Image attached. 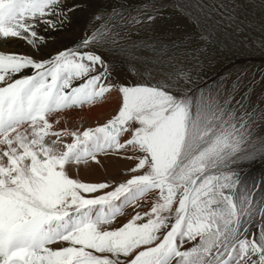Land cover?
<instances>
[{"label":"snow or ice","instance_id":"6c2138e0","mask_svg":"<svg viewBox=\"0 0 264 264\" xmlns=\"http://www.w3.org/2000/svg\"><path fill=\"white\" fill-rule=\"evenodd\" d=\"M244 2L0 0V264H264V91L203 83ZM77 10L83 37L43 52ZM174 19L191 31L156 32ZM106 158L127 178H79Z\"/></svg>","mask_w":264,"mask_h":264},{"label":"rangeland","instance_id":"374dc122","mask_svg":"<svg viewBox=\"0 0 264 264\" xmlns=\"http://www.w3.org/2000/svg\"><path fill=\"white\" fill-rule=\"evenodd\" d=\"M67 2L71 4L73 0H67ZM239 16L238 25L240 31L230 34V38L225 37L224 39L227 40L226 44L221 43L210 50L213 61L211 66L205 69L206 76L203 83H206L207 87H213L221 77L231 76L235 79L237 75H242L245 82H249L255 77L258 82L255 88V95H258L264 91V79L261 78L264 76V47H261L259 44L253 46L252 42L264 39V4L260 0H251V2L245 0L241 6ZM74 20L79 21V23H74L75 25L72 28ZM87 21L88 15L86 10H77L72 15L70 26L66 25L62 32L55 33L53 37L48 39L47 44L52 45L59 42L61 44L59 45L60 49L72 47L85 34L88 27ZM154 27L157 33H162L165 37L173 39L181 36L185 31H191L182 20L175 19L171 21H158ZM65 30L66 32H64ZM43 52H45V48ZM93 127H96V125ZM130 166L131 164L127 160L110 162L103 167L104 170L103 168H100V171L94 170L95 176L92 179H80L90 182L105 180L109 182L120 181L127 177L125 176L126 171L119 172V170L122 167L128 168ZM108 170H113L114 172ZM97 172H100V174ZM252 174L255 176L264 175V165L259 163L254 165Z\"/></svg>","mask_w":264,"mask_h":264},{"label":"bare ground","instance_id":"6f19581e","mask_svg":"<svg viewBox=\"0 0 264 264\" xmlns=\"http://www.w3.org/2000/svg\"><path fill=\"white\" fill-rule=\"evenodd\" d=\"M74 23H79V21L74 20V22L72 24V28L75 25ZM69 28H71V27H69ZM64 32H66V30ZM67 36H69V35H67ZM63 43H65V42H63ZM59 45H61V44H59V42H58V44H52V45L47 44V47L45 48V52L46 53H54L55 51L60 50ZM9 47L12 50L17 51V52H25V51H28V49L26 48V46H24L20 42H16V43L10 45ZM204 84H206V83H204ZM205 86H207V84ZM115 110H116V101H115V97L113 96L108 103H106V104H104L102 106H99V107L92 108L91 111L84 110V111H75V112H72L69 116L66 117L67 127H69L72 130L79 129V130L82 131L85 128L93 127L94 125L97 126V124H102L107 119H109L115 113ZM60 126L63 127L64 126V123L62 122ZM67 139H68V142H71L70 141V138H67ZM120 160H122V159H117V158H106V159H103L102 160V165L93 166L92 168L87 169V170H81L79 172V178H84V179L90 180V179H92L95 176L94 170L95 171H100V168H103L104 166H106L110 162H114V161H118L119 162ZM126 169L127 168L122 167L119 170V172L126 171ZM103 170H104V168H103ZM108 171L114 172L113 170H108ZM73 174H75V173H73ZM98 174H100V172ZM103 176H104V174H103ZM114 176H115V174H114Z\"/></svg>","mask_w":264,"mask_h":264}]
</instances>
